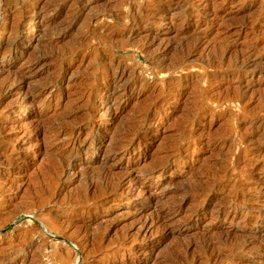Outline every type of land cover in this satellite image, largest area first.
<instances>
[{
  "label": "rangeland",
  "instance_id": "1",
  "mask_svg": "<svg viewBox=\"0 0 264 264\" xmlns=\"http://www.w3.org/2000/svg\"><path fill=\"white\" fill-rule=\"evenodd\" d=\"M180 261L264 264V0H0V264Z\"/></svg>",
  "mask_w": 264,
  "mask_h": 264
},
{
  "label": "bare ground",
  "instance_id": "2",
  "mask_svg": "<svg viewBox=\"0 0 264 264\" xmlns=\"http://www.w3.org/2000/svg\"><path fill=\"white\" fill-rule=\"evenodd\" d=\"M56 1H57V0H56ZM18 25H19V24H18ZM15 28H16V27H15ZM12 30H13V29H12ZM12 30H11V32H12ZM14 31H15V30H14ZM12 35H13V34H12ZM16 35H17V34H16ZM38 43H39V42H38ZM72 45H73V44H72ZM73 46H74V45H73ZM68 48H69V47H68ZM70 49H71V47H70ZM73 49H74V48H73ZM190 49H191V48H190ZM194 49H195V48H194ZM68 50H69V49H68ZM66 52H67V51H66ZM69 52H70V51H69ZM119 84H120V83H119ZM140 118H141V117H140ZM141 119H142V118H141ZM72 146H73V144H72ZM79 147H80V146H79ZM76 148H77V147H76ZM111 148H112V147H111ZM113 149H114V148H113ZM72 150H73V149H72ZM108 150H109V149H108ZM111 150H112V149H111ZM69 152H70V150H69ZM69 152H68V153H69ZM111 153H112V152H111ZM62 154H64V153H62ZM64 156H65V155H64ZM71 156H72V155H71ZM169 156H170V155H169ZM70 158H71V157H70ZM64 159H65V158H64ZM66 160H67V159H66ZM64 161H65V160H64ZM64 163H65V162H64ZM64 163H63V165H64ZM163 163H164V162H163ZM163 163H162V164H163ZM67 164H68V163H67ZM66 166H67V165H66ZM66 166H65V167H66ZM62 168H63V167H62ZM64 169H65V168H64ZM62 172H63V171H62ZM64 174H65V173H64ZM60 175H61V173H60ZM94 175H96V174H94ZM94 175H92V176H94ZM98 175H99V174H98ZM62 176H63V173H62ZM79 176H80V175H79ZM83 176H84V175H83ZM58 177H59V176H58ZM60 177H61V176H60ZM103 177H104V176H103ZM103 177H102V178H103ZM88 178H89V177H88ZM96 178H97V177H96ZM98 178H99V177H98ZM102 178H101V180H98V181H99V182L102 181ZM63 179H64V178H63ZM56 181H57V180H56ZM86 181H87V180H86ZM90 181H92V178H91ZM93 181H94V180H93ZM96 182H97V181H95V183H96ZM198 182H199V181H198ZM57 183L59 184V182H57ZM90 183H91V182H90ZM101 183H102V182H101ZM113 183H114V182H112V184H113ZM98 184H99V183H98ZM114 184H115V183H114ZM116 184H117V182H116ZM116 184H115V185H116ZM100 185H101V184H100ZM102 185H103V184H102ZM209 185H210V184H209ZM87 186H88V185H87ZM87 186H86V187H87ZM98 186H99V185H98ZM199 186H200V185H199ZM88 187H89V186H88ZM90 187H91V186H90ZM94 187H96V184L94 185ZM116 187H118V186H116ZM116 187H115V189H116ZM97 188H98V187H97ZM107 188H108V187H107ZM113 188H114V185H113ZM113 188H112V189H113ZM93 189H94V188H93ZM95 189H96V188H95ZM108 189H109V188H108ZM206 189H207V188H206ZM86 190H87V188H86ZM89 190H90V189H89ZM98 190H99V189H98ZM105 190H106V188H105ZM105 190H104V191H105ZM116 190H117V189H116ZM82 191H83V190H82ZM84 191H85V190H84ZM113 191H114V190H112V192H113ZM206 191H207V190H206ZM95 192H96V191H95ZM102 192H103V191H102ZM109 192H110V191H109ZM105 193H107V192H105ZM105 193H103V195H104ZM83 194H84V193H83ZM98 194H99V192H98ZM98 194H97V195H98ZM100 194H101V193H100ZM107 194H108V193H107ZM92 195H93V194H92ZM97 195H96V198H95V199H97V198L99 197V196L97 197ZM105 195H106V194H105ZM105 195H104V196H105ZM104 196H103V197H104ZM81 197H82V196H81ZM100 197H101V196H100ZM100 197H99V198H100ZM93 198H94V197H93ZM101 198H102V197H101ZM95 199H94V200H95ZM98 200H99V199H98ZM84 201H85V200H84ZM208 237H209V236H208ZM219 237H220V236H219ZM221 237H222V236H221ZM207 240H208V239H207ZM118 241L121 242L120 239H119ZM113 242H114V241H113ZM219 242H220V241H219ZM116 243H117V242H116ZM116 243H115V244H116ZM208 243H209V242H208ZM210 243H211V242H210ZM199 244H200V243H199ZM203 244H205V243L203 242ZM203 244H202V245H203ZM206 245H207V244H206ZM206 245H205V246H206ZM208 245H210V244H208ZM203 246H204V245H203ZM209 249H210V248H209ZM181 250H182V249H181ZM181 250H180V251H181ZM180 251H179V252H180ZM211 251H212V250H211ZM208 252H209V251H208ZM177 253H178V252H177ZM181 253H182V251H181ZM184 253H185V252H184ZM175 254H176V253H175ZM201 254H202V253H201ZM171 255H172V254H171ZM178 256H179V255H178ZM180 256H181V255H180ZM167 257H168V256H167ZM174 257H175V255H174ZM174 257H173V259H174ZM179 258H180V257H179ZM181 258H182V257H181ZM183 258H184V257H183ZM167 259H168V258H167ZM176 259H177V258H176ZM170 260H171V259H169V261H170ZM166 261H167V260H166ZM176 261H178V260H176ZM181 261H182V259H181ZM181 261H180V263H179V262H178V263L181 264ZM175 263H176V262H174V264H175Z\"/></svg>",
  "mask_w": 264,
  "mask_h": 264
}]
</instances>
